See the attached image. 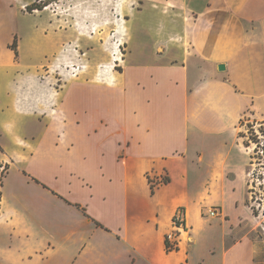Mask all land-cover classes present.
Masks as SVG:
<instances>
[{
	"label": "crops",
	"instance_id": "crops-1",
	"mask_svg": "<svg viewBox=\"0 0 264 264\" xmlns=\"http://www.w3.org/2000/svg\"><path fill=\"white\" fill-rule=\"evenodd\" d=\"M145 4L137 41L154 40L152 61L126 53L115 86L37 94L16 75L14 34H0V264H264L239 130L245 116L264 122V0H141L140 17ZM66 174L87 198L68 195Z\"/></svg>",
	"mask_w": 264,
	"mask_h": 264
},
{
	"label": "rangeland",
	"instance_id": "rangeland-1",
	"mask_svg": "<svg viewBox=\"0 0 264 264\" xmlns=\"http://www.w3.org/2000/svg\"><path fill=\"white\" fill-rule=\"evenodd\" d=\"M139 7L141 0H15V3L0 0V34L1 38L13 34V40L17 37L16 75L26 81L32 80L33 91L37 94H41L45 86L63 88L67 83L82 79L115 86L119 77L128 75L124 71L126 53L128 63L152 61L149 50L154 40L148 37L142 42L148 46L145 52L137 41L138 32L152 18L146 12L148 4L144 6L142 17L137 14ZM31 32L37 46L27 41ZM131 34L134 39L129 44ZM137 73L131 70L130 76L134 78ZM159 113L165 114L166 106H160ZM39 122L36 120L34 124ZM239 125L244 150L251 162L247 180L255 179L257 183L249 198L253 195L251 204L259 207V201L264 199L263 190L258 187L259 176L264 177V122L245 116ZM256 141L260 142L259 154L254 152ZM260 155L263 157L258 158ZM60 181L69 196L88 197L81 179L66 174ZM93 181L103 187L95 177ZM13 187L18 188L16 182ZM260 210L264 212V206ZM58 213L65 217L71 215L66 205ZM251 224L255 234L264 238V215L255 217Z\"/></svg>",
	"mask_w": 264,
	"mask_h": 264
},
{
	"label": "built area",
	"instance_id": "built-area-1",
	"mask_svg": "<svg viewBox=\"0 0 264 264\" xmlns=\"http://www.w3.org/2000/svg\"><path fill=\"white\" fill-rule=\"evenodd\" d=\"M6 167L5 165H0V215H1V210H2V191H1V185H2V178L4 176ZM205 213L207 215L210 216H215L218 215L220 213L219 209L215 208V207H209L206 209ZM173 225L174 228L179 230H184L186 229V225H185V211L183 208H179L174 217H173ZM176 233L174 231L169 232L166 236V242L168 244L169 247L171 248H177V241H176Z\"/></svg>",
	"mask_w": 264,
	"mask_h": 264
},
{
	"label": "trees",
	"instance_id": "trees-1",
	"mask_svg": "<svg viewBox=\"0 0 264 264\" xmlns=\"http://www.w3.org/2000/svg\"><path fill=\"white\" fill-rule=\"evenodd\" d=\"M9 47L15 52L16 56L19 54L17 37L14 38L13 42L9 45ZM256 142H257V146L255 147L254 152L259 154L260 152H259L258 147H260L259 146L260 142L259 141H256ZM262 154H264V149L262 150ZM261 157H263V156L262 155L258 156V158H261ZM251 158L254 159L255 156L252 155ZM259 178H260V183L258 184V187L260 189H262L263 190V193H264V177L263 176H259ZM165 180L168 181V178H166ZM150 181H151L152 191L154 192V184H153V182H152L151 179H150ZM256 186H257V183H256V180L255 179H251V180L248 181V192H249V194H252V193L255 192L254 191V187H256ZM253 198H254L253 195H252L251 198H248L247 199V204L251 207L254 216L255 217H260V216H262V214L264 215V212H261V210H260V207L264 206V199H263V201H261V200L259 201V207H257L255 205H252L251 204V200ZM76 205L77 206H80L79 204H76ZM166 246H167V249L168 250L174 249V248L169 247L168 244H167V242H166Z\"/></svg>",
	"mask_w": 264,
	"mask_h": 264
},
{
	"label": "water",
	"instance_id": "water-1",
	"mask_svg": "<svg viewBox=\"0 0 264 264\" xmlns=\"http://www.w3.org/2000/svg\"><path fill=\"white\" fill-rule=\"evenodd\" d=\"M223 67V66H222ZM222 67H220V68H222ZM223 69V68H222Z\"/></svg>",
	"mask_w": 264,
	"mask_h": 264
}]
</instances>
